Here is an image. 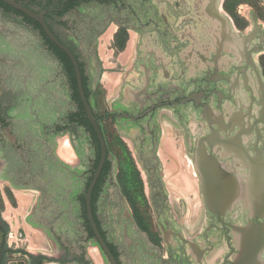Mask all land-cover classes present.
Masks as SVG:
<instances>
[{"label":"flooded vegetation","instance_id":"1","mask_svg":"<svg viewBox=\"0 0 264 264\" xmlns=\"http://www.w3.org/2000/svg\"><path fill=\"white\" fill-rule=\"evenodd\" d=\"M11 1L0 39L23 46L0 47V226L4 198L29 195L24 223L57 256L14 250L7 232L1 264H96L90 249L101 264H264L255 8L238 20L226 0ZM42 22L75 56L101 138Z\"/></svg>","mask_w":264,"mask_h":264},{"label":"rangeland","instance_id":"2","mask_svg":"<svg viewBox=\"0 0 264 264\" xmlns=\"http://www.w3.org/2000/svg\"><path fill=\"white\" fill-rule=\"evenodd\" d=\"M225 8L238 20H243L242 18L244 17L238 15L237 9L247 16L249 11H251V8H255V10L259 13L258 15L264 21V3L261 0H226ZM22 46L23 45L18 38H11L8 43H5L3 39H0V47H2V51H7L10 47V51L14 52V50L18 51V49ZM106 47L107 45L105 42L100 44L99 55L105 67L108 68L111 66L110 62L112 61V52L106 51ZM113 71L115 70H104V72H106L104 76L108 77L109 73H112ZM115 76L117 75L115 74ZM4 202L5 203L2 205V211L9 223L7 240L12 249L20 251L27 249L33 253L43 251L48 255L57 256L56 252H50L52 250L50 247H52L54 251L55 247L53 243L44 235L43 231L35 229L24 223V219L27 217V211L29 210V204L31 202L30 196L27 194L25 195L24 193H19L17 195V200L12 199L11 201L10 199L9 201L7 198H4ZM89 253L96 264H101L99 254L95 249H90Z\"/></svg>","mask_w":264,"mask_h":264},{"label":"water","instance_id":"3","mask_svg":"<svg viewBox=\"0 0 264 264\" xmlns=\"http://www.w3.org/2000/svg\"><path fill=\"white\" fill-rule=\"evenodd\" d=\"M3 1L6 2V3H8V4H10V5H15L14 2L11 1V0H3ZM261 1L264 3V0H261ZM34 17L36 18V16H34ZM37 19H38V18H37ZM42 23H43V26H44V28H45L47 34L50 36V38H51V39H52V40H53V41H54V42H55L60 48H62L63 50H65V51L68 53L69 57L71 58L72 62L74 63V66H75V68H76V73H77L78 83H79L80 94H81V98H82L83 103H84V107H85L87 113L89 114L90 119L92 120V122H93V124H94V126H95V129L97 130V132H98V134H99V136H100V138H101L100 130H99L98 126L96 125L94 119H93V116H92V114H91V110H90V108H89V106H88V103H87V100H86V97H85V93H84V91H83L82 78H81V74H80V70H79V65H78V62H77L75 56H74V55H73V54H72V53H71V52H70L65 46H63V45H62V44H61V43H60V42H59V41H58V40H57V39L51 34L50 30L46 27V25L44 24V22H42ZM91 191H92V189H91ZM91 191H90V193H89V199H90ZM89 202H90V201H89ZM90 218H91V220H92V222H93L91 212H90ZM93 226H94V230H95V232H96L98 238L100 239L101 246L104 247V248L106 249V251L109 253V251L107 250V248H106V246H105L103 240H102L101 237L99 236V233H98V231H97V229H96V226H95L94 224H93ZM5 236H6L5 232L1 229V226H0V264H1V249H2L3 244H4V242H5ZM111 259H112L113 262L115 263V260H114V258H113L112 256H111ZM9 264H30V263H29V261H28L26 258H19V259H15V260H11V261H9ZM115 264H116V263H115Z\"/></svg>","mask_w":264,"mask_h":264},{"label":"trees","instance_id":"4","mask_svg":"<svg viewBox=\"0 0 264 264\" xmlns=\"http://www.w3.org/2000/svg\"><path fill=\"white\" fill-rule=\"evenodd\" d=\"M2 229H3V231L5 232V233H7L8 232V227L7 226H5V227H2ZM5 250V249H7V246H6V243L4 242V244H3V247H2V250Z\"/></svg>","mask_w":264,"mask_h":264},{"label":"crops","instance_id":"5","mask_svg":"<svg viewBox=\"0 0 264 264\" xmlns=\"http://www.w3.org/2000/svg\"><path fill=\"white\" fill-rule=\"evenodd\" d=\"M25 258H28V257H25Z\"/></svg>","mask_w":264,"mask_h":264}]
</instances>
